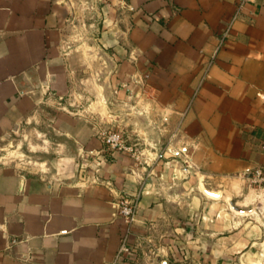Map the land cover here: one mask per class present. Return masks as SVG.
I'll use <instances>...</instances> for the list:
<instances>
[{
	"label": "crops",
	"instance_id": "obj_1",
	"mask_svg": "<svg viewBox=\"0 0 264 264\" xmlns=\"http://www.w3.org/2000/svg\"><path fill=\"white\" fill-rule=\"evenodd\" d=\"M104 1L98 40L120 60L106 91L140 160L71 107L70 1L0 0V145L37 123L59 146L55 175L0 162V264H264V226L223 205L264 168V0ZM137 193L127 223L116 202Z\"/></svg>",
	"mask_w": 264,
	"mask_h": 264
},
{
	"label": "rangeland",
	"instance_id": "obj_2",
	"mask_svg": "<svg viewBox=\"0 0 264 264\" xmlns=\"http://www.w3.org/2000/svg\"><path fill=\"white\" fill-rule=\"evenodd\" d=\"M69 1L73 7V18L70 21L71 29L67 47L73 56L74 66L80 71L79 77L82 79L81 89L70 95V101L73 103L71 107L98 118L102 116L104 119L102 130L123 129L127 140L136 144L141 157L143 141L136 133L130 135V132H126L128 112L131 109L123 100L117 99L115 102L111 96L109 99L111 92L106 91V86L111 83L110 71L117 68L120 60L119 56H115L108 48V45L103 46L98 40L105 15L103 10L105 1ZM96 83L102 84L103 88L96 89ZM103 97L107 104L103 103ZM135 112L139 113V111ZM39 125L37 123L25 124L6 136L0 145V162L21 164L22 167H34L51 175L57 174L56 168L52 166L53 161L59 159L57 153L59 146L55 142L57 135L52 127ZM40 127L42 131L38 130ZM144 148L145 144H143ZM49 160L52 161L50 165ZM231 196L235 197L232 199ZM226 200L228 202L223 205L230 211H242V215L255 218L264 226V183L253 184L246 177L244 183L227 193ZM262 239L264 240V236ZM149 253L156 252L150 248ZM170 264L204 263L194 256L182 255L172 260Z\"/></svg>",
	"mask_w": 264,
	"mask_h": 264
},
{
	"label": "built area",
	"instance_id": "obj_3",
	"mask_svg": "<svg viewBox=\"0 0 264 264\" xmlns=\"http://www.w3.org/2000/svg\"><path fill=\"white\" fill-rule=\"evenodd\" d=\"M247 0H238L237 13L243 8ZM102 138L104 142L115 151H122L133 155L136 160H140L138 154V148L135 143H128L123 129L116 130H103ZM248 179L251 180L253 184H263L264 183V168L256 167L250 174H248ZM140 201L139 193L135 195L122 194L116 202V214L124 218L127 223H131L137 213ZM134 250V247L127 241H124L120 247L119 257L123 254H127Z\"/></svg>",
	"mask_w": 264,
	"mask_h": 264
}]
</instances>
